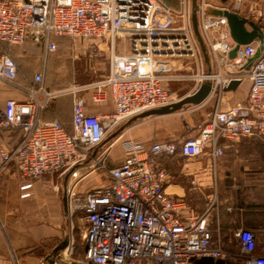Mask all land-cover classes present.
<instances>
[{
    "label": "built area",
    "instance_id": "built-area-1",
    "mask_svg": "<svg viewBox=\"0 0 264 264\" xmlns=\"http://www.w3.org/2000/svg\"><path fill=\"white\" fill-rule=\"evenodd\" d=\"M224 1L225 9L258 25L264 40V0ZM208 6L216 7L213 0H197L198 28L212 64L209 75L199 72L203 58L191 30V0H178L177 8L159 0H0V43L14 47L28 40L44 49L43 68L34 74L28 98L7 99L0 108V177L13 169L21 198L30 196L42 177H59L55 188L62 190L68 220L83 223L82 264H195L199 258L228 256L208 227L217 195L204 213L183 220L186 202L166 192L169 174L161 165L177 153L193 158L204 152L215 165L229 143L264 136V41L249 68L257 42L239 45L231 59L236 43L227 20L208 14ZM56 37L90 41L92 52L100 51L99 42L106 43L110 54L104 76L48 90L45 64L57 50ZM125 40L128 54L117 51ZM183 61L194 63L196 75L178 72ZM17 76L11 56L0 51V86L18 88ZM189 79L195 82L194 92L209 81V97L216 96L221 104L231 81L248 80L250 86L244 100L216 111L196 137L151 144L126 138L120 142L122 160L106 167L122 135L97 151L104 139L132 116L177 102L167 84ZM84 92L97 105L111 98L113 111L87 114ZM65 95L72 98L70 127L58 119L43 120L48 103ZM5 132L18 133L16 145L3 141ZM98 171L106 176L103 184L81 190L79 184ZM232 236L242 264H264L250 230H233Z\"/></svg>",
    "mask_w": 264,
    "mask_h": 264
},
{
    "label": "crops",
    "instance_id": "crops-1",
    "mask_svg": "<svg viewBox=\"0 0 264 264\" xmlns=\"http://www.w3.org/2000/svg\"><path fill=\"white\" fill-rule=\"evenodd\" d=\"M213 1L217 8H224L223 4H218V2H222L223 0H219L218 2L216 0ZM247 7L248 4H245L242 10L245 12ZM69 39L56 37L54 41L56 44L60 43L68 46L71 43ZM91 43L87 40H80L77 43L78 47L76 46L75 51L78 53L85 52L86 54V50L91 48ZM98 45L100 48L98 53L105 54L108 58L110 50L106 43L99 42ZM43 51L42 45H35L30 42L24 44L19 54L27 59L37 58V64L31 63V65H35L34 68L25 66L23 70L19 68V64L17 65L18 76L16 85L18 88L0 86V108L4 107L7 99L24 101L28 98L26 91L34 85L33 76L43 68ZM117 51L128 54L130 51L128 41L121 42L117 47ZM54 57H56L55 53L47 58L45 70L47 64L52 62ZM189 63L186 61L181 62L178 72L189 73L192 68ZM106 65H108V62ZM102 76L104 75L102 74ZM242 84L234 91H226V101L224 104L222 103L224 107L222 109H226L236 101L246 98L248 91L244 94L243 89H241L239 92ZM82 94L85 99V112L87 114L101 116L113 111L111 98H108L104 104L97 105L90 101L88 92ZM65 96L71 98L69 95ZM59 98L54 99L46 112H42V119L45 121L58 119L69 128L72 116V98L71 105L69 106H67L68 103L62 100L63 98ZM64 112H66V118H63ZM14 134L18 133L5 132L3 134V141L8 146H14L19 141V135L15 136ZM138 140H142L147 144L153 143L149 141V138ZM237 145V143L228 145L225 150L231 147L233 149ZM161 165L169 174V183L165 187L166 192L172 197L180 198L186 202V208L181 214L183 220L186 221L204 213L213 195L216 193L215 188L220 180V177L217 176L219 174L216 173L217 164H212L208 153L204 152L193 158L184 157L177 153L170 158L163 159ZM235 190L237 195L233 200H230L227 204L226 199L221 200L217 198V208L211 209L209 212L208 227L213 232V235L216 232L220 233V231L226 230H259V228H264V181L254 182L248 176H245L244 182L239 186L237 185ZM64 214L62 190H57L53 182H35L32 194L26 198H21L14 170L10 169L6 174L1 176L0 264H16L18 260L15 261L13 256L15 255V258L18 257L15 252H17V255L22 260L31 251L41 248V244L43 243L49 244L50 250H52L63 236L66 218ZM255 251L257 255H264V248H257Z\"/></svg>",
    "mask_w": 264,
    "mask_h": 264
},
{
    "label": "rangeland",
    "instance_id": "rangeland-1",
    "mask_svg": "<svg viewBox=\"0 0 264 264\" xmlns=\"http://www.w3.org/2000/svg\"><path fill=\"white\" fill-rule=\"evenodd\" d=\"M216 1L218 2L219 0ZM173 4L174 6H178V1H173ZM218 4L227 5L224 0L222 2H218ZM69 40L71 43L68 46L57 43V50L55 52L56 57H54L52 62L47 64L45 70L46 72L44 74V85L48 90H58L61 88L90 84L102 78L103 76L101 77V75H104V70L108 66L106 65L108 58L105 54L92 52L90 48L86 50V54L85 52L78 53L75 51V48L76 46L78 47L77 43L80 42V40ZM23 46L24 44L11 47L8 54L15 59L21 70H23V67L25 66L28 68H34L35 65L33 64H37L38 60L37 58L27 59L24 56H21L19 53H21ZM186 62L189 63V61ZM31 63H33V66ZM189 64H191L192 68L188 74L190 76L196 75L197 69L194 63L190 61ZM210 67L212 70L211 62ZM199 72L206 73L204 62L203 66L200 67ZM194 84L195 82L192 79H189L182 82L168 83L166 87L169 92H171L179 100L187 95H191L194 92ZM249 86L250 82L248 80H244L243 84L239 88V92L243 89V93L245 94V92L248 91ZM62 98L60 97L59 99L68 103L67 106L71 105L70 97L65 96ZM53 101L54 99L48 103V106ZM223 104L219 103L216 96H211L197 107H190L187 110L179 111L163 117H149L132 123L119 134L122 135V139L118 140L112 146L110 157L105 164L106 167L115 165L124 157L123 152L120 149L121 140L126 138H149V141L153 143H177L196 137L200 133L201 129L211 121L212 116L216 111L224 110L222 109L224 108ZM45 110H48V108ZM63 115L64 117H62L66 118V112H64ZM14 135L18 136V134ZM116 137L109 143H112ZM236 143L238 145L233 149L231 147L224 150L223 155L216 162V173L219 174L217 176L220 177V180L215 188V194L218 196L217 198H220L221 200L226 199L227 204L237 195L235 188L237 185L239 186L244 182L245 176H248V178L254 182L264 181V136L254 135L248 138H243L234 143H229L228 145ZM105 179L106 176L104 173L98 171L91 174L87 179L80 183L79 188L81 190H87L94 185L103 184ZM56 180L59 181V177L55 174L52 176H44L37 182L50 181L56 185ZM64 216L66 217L65 214ZM63 231L64 233L61 240L55 244L54 248L65 238L68 240V247L55 260V264H82L85 254L82 221L78 218H73L71 221H69L68 218H65V228ZM232 231L233 230L220 231V233L216 232V234L213 235V239L219 242L222 251L228 254L227 258L218 259L222 261V264H242L241 258L238 257L240 252L237 242L232 236ZM250 231L255 236L256 249L264 248V228ZM50 249L49 244L43 243L41 244V248L31 251L26 255V257H23L22 260L25 261L20 259L17 252H15V254L18 258H15V255L13 258L15 261L18 260L19 264L27 262L29 264H38L39 261L51 254L53 249ZM18 261L16 264H18Z\"/></svg>",
    "mask_w": 264,
    "mask_h": 264
},
{
    "label": "water",
    "instance_id": "water-1",
    "mask_svg": "<svg viewBox=\"0 0 264 264\" xmlns=\"http://www.w3.org/2000/svg\"><path fill=\"white\" fill-rule=\"evenodd\" d=\"M159 1H161L163 4H165L168 7L177 8V5L174 6L173 4V1L175 0H159ZM196 11H197V0H191V15H190L191 30L195 37V41L199 47V50L201 52L203 62L206 66V74L209 75L211 73L209 55L198 28ZM206 11L210 15L226 18L231 38L236 43V46L229 53V57L231 59L235 57V53L239 45H246L253 42L258 43L255 56L249 59L248 61L247 68H249L252 62L256 58H258L263 48L264 40L260 27L255 23L249 21L247 18L240 15L239 13L230 11L225 8L208 6L206 8ZM239 85H240L239 81H231L224 88V91H234L237 89ZM210 91H211V83L209 81H204L199 85L198 89L195 92H193L191 95H187L173 104L163 106L160 108L150 109L141 112L135 116H132L131 118L126 120L121 126H119V128H117L110 135H108L104 139V141L100 144L97 151H100L105 146H107L110 141H112L117 135L123 132L132 123L149 117L166 116V115L174 114L179 111L187 110L190 107H197L207 100V98L210 95ZM63 201H64V197H63ZM64 211L67 218L65 202H64ZM67 247H68V240L67 238H65L60 244H58L52 250L51 254H49L47 257H45L42 260L40 264H55L56 262L55 260L59 257V255L62 252L66 250Z\"/></svg>",
    "mask_w": 264,
    "mask_h": 264
},
{
    "label": "trees",
    "instance_id": "trees-1",
    "mask_svg": "<svg viewBox=\"0 0 264 264\" xmlns=\"http://www.w3.org/2000/svg\"><path fill=\"white\" fill-rule=\"evenodd\" d=\"M57 38H68L69 37H57ZM27 42H30L32 44H35L31 41H25L23 44L27 43ZM35 45H39V44H35ZM10 48L7 44H4V43H0V51H5V52H9L10 51ZM11 56V55H10ZM13 62L16 64L17 66V63L15 61V59L13 57H11ZM18 67V66H17ZM52 104V103H51ZM50 104V105H51ZM49 105V106H50ZM49 106L47 107L49 109ZM47 110H43V112H46ZM195 264H222V261L221 260H214V259H211V258H199L195 261Z\"/></svg>",
    "mask_w": 264,
    "mask_h": 264
}]
</instances>
